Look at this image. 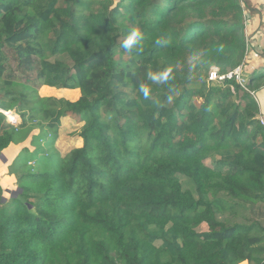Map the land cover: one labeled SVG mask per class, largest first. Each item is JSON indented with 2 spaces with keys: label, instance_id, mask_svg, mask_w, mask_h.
I'll use <instances>...</instances> for the list:
<instances>
[{
  "label": "trees",
  "instance_id": "16d2710c",
  "mask_svg": "<svg viewBox=\"0 0 264 264\" xmlns=\"http://www.w3.org/2000/svg\"><path fill=\"white\" fill-rule=\"evenodd\" d=\"M243 5L0 0V109L20 117L0 112V154L49 133L0 181V264H264V47L245 63ZM238 66L244 86L208 79ZM168 68L166 83L148 79ZM65 117L82 145L61 155Z\"/></svg>",
  "mask_w": 264,
  "mask_h": 264
},
{
  "label": "rangeland",
  "instance_id": "374dc122",
  "mask_svg": "<svg viewBox=\"0 0 264 264\" xmlns=\"http://www.w3.org/2000/svg\"><path fill=\"white\" fill-rule=\"evenodd\" d=\"M243 22H244V32L246 35V41L248 43V51L247 54L251 55L246 58L245 63L250 65H253V60H256L257 55L255 52L261 51V49L264 47V0H243ZM212 68V67H211ZM245 68V67H244ZM243 71V68H242ZM246 82V78L243 77ZM245 85V83H244ZM40 89V88H39ZM38 89V95L40 96H60L64 97L70 100L75 99V92L74 90H68V89H56V88H49V87H42L40 90ZM42 94V95H41ZM256 97V100L259 105V122L260 124L264 125V89L260 90L259 92L254 94ZM196 103H199L200 101L197 99L195 100ZM8 112V111H7ZM14 112V111H11ZM18 115V114H17ZM19 117V115H18ZM8 121V119H7ZM9 122V121H8ZM20 123V118L19 122ZM77 128H79V124L75 123L74 121H70L69 119L62 121L61 129L58 133V140L56 141V145L54 143L55 149H57L62 155L68 150H70L72 147H78L80 145L79 137H77ZM48 130L45 128H42L38 130L37 133L34 134L35 136H38V138H45L47 136ZM33 149H38V151H43L47 149V145L42 143L34 144ZM32 150H28L26 152V157H33L34 155H37L39 153H35ZM67 151V152H68ZM4 160L0 159V181L5 182L7 184V181L9 180L10 176L8 174L9 168H8V162L5 158ZM2 164H7V170L6 167L2 166ZM18 163H22L21 157L19 158ZM206 164L211 166L212 162L210 160L206 161ZM8 179V180H7ZM199 230L206 231L207 226L205 223H201L198 225Z\"/></svg>",
  "mask_w": 264,
  "mask_h": 264
},
{
  "label": "clouds",
  "instance_id": "9594fccd",
  "mask_svg": "<svg viewBox=\"0 0 264 264\" xmlns=\"http://www.w3.org/2000/svg\"><path fill=\"white\" fill-rule=\"evenodd\" d=\"M142 39V33L138 29H132L127 37L124 39L122 47L131 50L133 49L139 41ZM148 79L153 83H166L171 76V69H165L160 72H148ZM140 93H142L144 99H148L150 95V88L144 84L140 85Z\"/></svg>",
  "mask_w": 264,
  "mask_h": 264
},
{
  "label": "crops",
  "instance_id": "0c3cea01",
  "mask_svg": "<svg viewBox=\"0 0 264 264\" xmlns=\"http://www.w3.org/2000/svg\"><path fill=\"white\" fill-rule=\"evenodd\" d=\"M42 87H45V85H43V86H41L40 87V89L42 88ZM46 87H48V86H46ZM49 88H53V87H49ZM39 89V90H40ZM69 91L70 90H72V89H68ZM74 91H76L75 92V99L74 100H76L77 99V97H78V89H73ZM42 95V94H41ZM58 97H60V96H58ZM67 99V98H66ZM70 100V99H69ZM71 101H73V100H71ZM18 118H20V117H18ZM66 119H69L70 121L72 120L71 118H68V117H65V118H62V120H61V125H60V127H59V130L61 129V126H62V121L63 120H66ZM72 121H74V120H72ZM76 123V122H75ZM38 130L39 129H35V130H33V132H32V135L33 134H35V133H37L38 132ZM59 130H58V133H59ZM78 130H79V128H77V132H78ZM58 134H57V138H56V140H55V145H56V141L59 139L58 138ZM48 137H49V133H47V136L45 137V138H40V140H43V142H42V144H44L45 142H47V141H49V139H48ZM77 137H79L78 136V134H77ZM30 138V137H29ZM27 139L24 143H19V144H15V145H10L6 150H4V152L2 153V155H3V158H5L6 160H7V162H8V164H10L12 161H13V159L16 157V155L18 154V152L24 147V146H28V147H30V149L29 150H32L33 148L29 145V141H30V139ZM79 140H80V145H78V147H80L81 145H82V140H81V138H79ZM72 148H74V147H72ZM57 150V149H56ZM58 151V150H57ZM68 151V150H67ZM66 151V152H67ZM59 152V151H58ZM65 152V153H66ZM60 153V152H59ZM64 153V154H65ZM61 154V153H60ZM63 154V155H64ZM62 155V154H61ZM1 165L2 166H4V167H6V170H7V164H2L1 163ZM241 264H247V262L246 261H243V262H241Z\"/></svg>",
  "mask_w": 264,
  "mask_h": 264
},
{
  "label": "built area",
  "instance_id": "2783aa9c",
  "mask_svg": "<svg viewBox=\"0 0 264 264\" xmlns=\"http://www.w3.org/2000/svg\"><path fill=\"white\" fill-rule=\"evenodd\" d=\"M231 77H235V79L242 85L244 86L245 79L243 78V71H242V66H238L237 68H235L234 70L228 72L225 75H219L218 74V70L216 67H212L209 71L208 74V79L211 81H218V80H223L224 78H231ZM0 112L4 113L6 115V119H8L9 123L13 124V125H17L19 122V118L18 115L15 112H11V111H5L0 109ZM14 114L15 117H11L10 114Z\"/></svg>",
  "mask_w": 264,
  "mask_h": 264
},
{
  "label": "water",
  "instance_id": "95a60500",
  "mask_svg": "<svg viewBox=\"0 0 264 264\" xmlns=\"http://www.w3.org/2000/svg\"><path fill=\"white\" fill-rule=\"evenodd\" d=\"M0 159L4 160L2 154H0ZM17 191H18L17 189L16 190H12V193L11 194L12 195H15L17 193Z\"/></svg>",
  "mask_w": 264,
  "mask_h": 264
},
{
  "label": "bare ground",
  "instance_id": "6f19581e",
  "mask_svg": "<svg viewBox=\"0 0 264 264\" xmlns=\"http://www.w3.org/2000/svg\"><path fill=\"white\" fill-rule=\"evenodd\" d=\"M10 116H11V117H15L13 113H12V114H10Z\"/></svg>",
  "mask_w": 264,
  "mask_h": 264
}]
</instances>
